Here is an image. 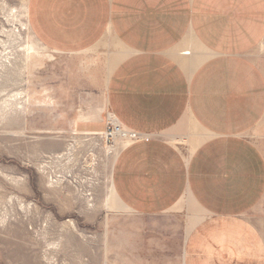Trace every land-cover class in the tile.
Listing matches in <instances>:
<instances>
[{"label": "crops", "instance_id": "1", "mask_svg": "<svg viewBox=\"0 0 264 264\" xmlns=\"http://www.w3.org/2000/svg\"><path fill=\"white\" fill-rule=\"evenodd\" d=\"M27 17L45 46L29 65L32 116L34 58L91 55L61 81L102 89L77 127L99 135L112 115L139 135L116 146V207L182 216L183 264H264V150L251 137L264 124V0H28Z\"/></svg>", "mask_w": 264, "mask_h": 264}, {"label": "rangeland", "instance_id": "2", "mask_svg": "<svg viewBox=\"0 0 264 264\" xmlns=\"http://www.w3.org/2000/svg\"><path fill=\"white\" fill-rule=\"evenodd\" d=\"M27 5L0 0V27L21 33L10 44L19 56L28 32L35 36L22 24H28ZM34 59L31 106L40 100L38 115L25 101L9 111L0 107V264H183L189 224L172 213L143 216L116 207L110 148L117 139L77 127L87 105H102V89L88 95L87 88L62 82L70 66H91L92 56L49 50ZM28 76L29 67L24 90ZM251 137L264 150V124ZM255 213L264 226V198Z\"/></svg>", "mask_w": 264, "mask_h": 264}, {"label": "bare ground", "instance_id": "3", "mask_svg": "<svg viewBox=\"0 0 264 264\" xmlns=\"http://www.w3.org/2000/svg\"><path fill=\"white\" fill-rule=\"evenodd\" d=\"M22 24L25 25L26 28H30L28 24ZM0 28V107L3 105L7 108V111H9L16 105L21 108L22 105L20 104L23 101H25L27 105L29 104L28 88L25 89L26 91L23 88L25 71L30 65L33 54L37 51L44 50L45 46L39 38L36 36L32 37L28 32L25 55H15L10 44L12 39L13 41H17L21 33L6 31L4 26ZM4 34L7 35V40L3 38ZM123 133V128L116 133L117 143L120 140L126 142L131 140L128 137H124ZM110 149H112V152L115 154L116 147Z\"/></svg>", "mask_w": 264, "mask_h": 264}, {"label": "built area", "instance_id": "4", "mask_svg": "<svg viewBox=\"0 0 264 264\" xmlns=\"http://www.w3.org/2000/svg\"><path fill=\"white\" fill-rule=\"evenodd\" d=\"M121 129L122 127L120 126L116 118L112 115H108L106 129L103 132L105 134L107 142L114 141L116 139V133ZM123 136L133 140L139 137V135L136 132H126L125 130Z\"/></svg>", "mask_w": 264, "mask_h": 264}]
</instances>
